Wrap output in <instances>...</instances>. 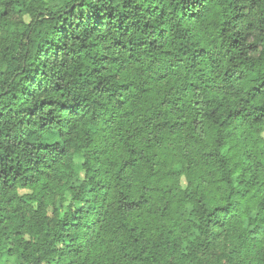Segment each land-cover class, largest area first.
Wrapping results in <instances>:
<instances>
[{"label":"trees","instance_id":"16d2710c","mask_svg":"<svg viewBox=\"0 0 264 264\" xmlns=\"http://www.w3.org/2000/svg\"><path fill=\"white\" fill-rule=\"evenodd\" d=\"M264 0H0V264H264Z\"/></svg>","mask_w":264,"mask_h":264},{"label":"rangeland","instance_id":"374dc122","mask_svg":"<svg viewBox=\"0 0 264 264\" xmlns=\"http://www.w3.org/2000/svg\"><path fill=\"white\" fill-rule=\"evenodd\" d=\"M262 137L264 138V134H262Z\"/></svg>","mask_w":264,"mask_h":264}]
</instances>
